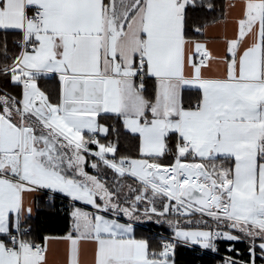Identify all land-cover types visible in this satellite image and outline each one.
Returning <instances> with one entry per match:
<instances>
[{
  "label": "snow or ice",
  "instance_id": "obj_1",
  "mask_svg": "<svg viewBox=\"0 0 264 264\" xmlns=\"http://www.w3.org/2000/svg\"><path fill=\"white\" fill-rule=\"evenodd\" d=\"M57 198L64 233L36 232ZM221 242L264 264V0H0V264Z\"/></svg>",
  "mask_w": 264,
  "mask_h": 264
},
{
  "label": "trees",
  "instance_id": "obj_2",
  "mask_svg": "<svg viewBox=\"0 0 264 264\" xmlns=\"http://www.w3.org/2000/svg\"><path fill=\"white\" fill-rule=\"evenodd\" d=\"M49 85L55 86V82L51 81L49 82ZM68 204L69 202L67 200L57 198L53 206L42 207L39 214L32 221L35 231L41 234L62 235L67 224V220L64 217L68 210ZM144 228L171 234V231L167 226L158 227L152 224H146ZM144 228L137 229L138 236L148 235L151 236L154 241H159L157 237L153 236L151 232ZM227 247L228 245L226 243H219V253L224 254ZM235 247L244 253L245 258L247 257V242L237 243ZM220 260L221 259L215 255L200 254L197 250L185 246L178 247L176 250V264H219ZM257 264H260L259 260L257 261Z\"/></svg>",
  "mask_w": 264,
  "mask_h": 264
},
{
  "label": "built area",
  "instance_id": "obj_3",
  "mask_svg": "<svg viewBox=\"0 0 264 264\" xmlns=\"http://www.w3.org/2000/svg\"><path fill=\"white\" fill-rule=\"evenodd\" d=\"M144 229H147L149 232H151L153 234V236L157 237L159 240L161 239L162 236L170 235L168 233H165V232H162V231H158V230H153V229H149V228H144ZM188 247L197 250L200 254H211V253H207V252L197 248L196 246H188ZM226 252L224 254L219 253V254H211V255H215V256H217V257H219L221 259L222 257H224L226 255H231V253H228V252L226 253Z\"/></svg>",
  "mask_w": 264,
  "mask_h": 264
},
{
  "label": "crops",
  "instance_id": "obj_4",
  "mask_svg": "<svg viewBox=\"0 0 264 264\" xmlns=\"http://www.w3.org/2000/svg\"><path fill=\"white\" fill-rule=\"evenodd\" d=\"M58 247H60V248H63V245H58ZM188 247V246H187ZM197 248H199L198 246H196ZM188 248H190V247H188ZM191 249H193V248H191ZM200 249V248H199ZM195 250V249H194Z\"/></svg>",
  "mask_w": 264,
  "mask_h": 264
}]
</instances>
